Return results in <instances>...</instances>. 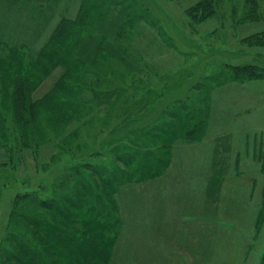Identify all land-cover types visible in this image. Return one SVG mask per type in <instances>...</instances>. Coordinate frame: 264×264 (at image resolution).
I'll return each instance as SVG.
<instances>
[{"label":"rangeland","instance_id":"374dc122","mask_svg":"<svg viewBox=\"0 0 264 264\" xmlns=\"http://www.w3.org/2000/svg\"><path fill=\"white\" fill-rule=\"evenodd\" d=\"M203 2L0 0V264H264V0Z\"/></svg>","mask_w":264,"mask_h":264},{"label":"trees","instance_id":"16d2710c","mask_svg":"<svg viewBox=\"0 0 264 264\" xmlns=\"http://www.w3.org/2000/svg\"><path fill=\"white\" fill-rule=\"evenodd\" d=\"M209 2H210V0H208V1L207 0H204L203 4L205 6V9H207L208 7H210L211 3H209ZM34 108H35V106L31 102H29L28 107H27L28 113L25 114L23 112V115H22V117L24 118L23 119L24 122H23V125H22V130L20 131V133L19 132L15 133V136L12 137V139L13 138L14 139H17V138L20 139L23 135L26 136L27 138H24V137H23L24 139L22 138V142L24 140V142L22 144H24L27 147H31L32 146V145H29L32 140H28V138H30L33 135L34 131L28 130V127H29L28 125L32 122V120H35V118H36L34 116V112H33V109ZM24 109L25 108H23V110ZM3 140H5L4 143L6 141H8L6 137H4ZM17 141H19V140H16V142ZM15 147H16L15 144H11V146L9 147L8 150L10 152H14V151H16ZM35 148L37 149L36 146H35ZM16 155H17V152L12 153L11 156H10V160H14V158L16 157ZM5 165H7L6 162L0 163V166H5ZM13 168H14V166H13ZM15 194L16 195H14V197L12 199V202L13 203H11L13 205V207L12 206H9L8 212L6 214V218H7L6 219L7 220L6 222H7V224H6L5 227L3 226V229H2V235H1V237H2L1 238V245L2 246H1L0 254L3 255V258L0 257V263L1 262L4 263V261H10L13 258L16 259V257H15V252L16 251H14V250L10 251V248L9 247H6L5 248L3 245H6V244L8 245L9 242H11L12 240H14L13 238H14L15 235L16 236H19V234H20L21 237H22V234L19 233V231H17V230L15 231L14 230L15 226L18 225V223L21 220H23V221H30V218L29 217H26L25 218L21 214L22 212L20 213V210L17 208V206L20 205V208H21L22 204H24L25 201L30 200V198L33 196V194H26V195H23V196L20 195V194H18V193H15ZM31 202H32V200H30V203ZM20 240L21 239H19L18 241H17V239L14 240L17 243L18 248H21L25 244L24 243V240L23 241H20Z\"/></svg>","mask_w":264,"mask_h":264}]
</instances>
